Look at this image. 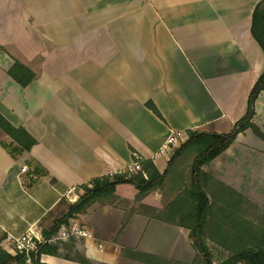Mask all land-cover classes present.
Segmentation results:
<instances>
[{
    "label": "crops",
    "instance_id": "obj_1",
    "mask_svg": "<svg viewBox=\"0 0 264 264\" xmlns=\"http://www.w3.org/2000/svg\"><path fill=\"white\" fill-rule=\"evenodd\" d=\"M261 1L0 0V114L37 141L13 157L5 148L12 140L0 130V246L8 252L7 234L42 235L84 196L83 185L126 170L134 154L164 173L181 144L160 154L172 133L231 132L264 70L250 33ZM16 62L35 75L27 87L9 74ZM252 122L264 135V93ZM204 150L187 145L164 186L191 185ZM203 173L209 196L221 183L252 202L249 212L264 209V137L252 129ZM69 189L73 201L65 197ZM123 199L75 215L70 221L93 238L64 242L58 255L42 254L41 264H147L126 250L194 263L190 230L141 213L124 225L131 201Z\"/></svg>",
    "mask_w": 264,
    "mask_h": 264
},
{
    "label": "trees",
    "instance_id": "obj_2",
    "mask_svg": "<svg viewBox=\"0 0 264 264\" xmlns=\"http://www.w3.org/2000/svg\"><path fill=\"white\" fill-rule=\"evenodd\" d=\"M250 33L264 53V0L254 9ZM9 74L22 87L29 86L35 79L34 73L19 62L14 64ZM261 93H264V70L250 93L245 116L234 125L231 132L220 134L188 130L186 139L169 160L164 173H161L151 160H143L134 154L133 160L140 163V170L135 173L124 172L98 177L89 184L83 185L84 196L56 219L42 233V237L48 239L55 235L63 224H67L75 215L85 213L94 203L114 206L118 201V188L123 185H132L138 192V199L156 191L161 192L162 195L172 196L171 201L163 209H155V215L147 216L168 225L190 230L192 245L197 252V258L193 264H214L212 251L207 244L208 240L229 252L228 257L220 264H264V226L258 227L257 222L250 218L252 210L249 212L248 206H253L252 202L221 183H217L220 188L218 195L209 196L204 187V179L208 177L203 173V166L224 153L245 130L252 129L257 136L264 137L261 130L252 122L255 115V103ZM146 106L163 120L153 102H147ZM0 130L12 140L11 144L5 148L13 157L30 151L37 144L36 139L24 128L13 126L1 114ZM193 142L204 145L205 150L194 160L192 184L180 191L167 189L164 186L167 173L185 147ZM133 215L134 212H126L124 225ZM58 249V246L44 245L37 257L38 261L42 254L58 255ZM125 255L147 264H180L132 250H126ZM13 261L21 262L22 258L13 256L0 246V264H10Z\"/></svg>",
    "mask_w": 264,
    "mask_h": 264
},
{
    "label": "built area",
    "instance_id": "obj_3",
    "mask_svg": "<svg viewBox=\"0 0 264 264\" xmlns=\"http://www.w3.org/2000/svg\"><path fill=\"white\" fill-rule=\"evenodd\" d=\"M186 139V134L182 132H175L170 134L167 139L166 146L160 151V154L166 153L170 146H175L182 143ZM22 172L29 171L28 166L21 168ZM140 170V163L134 162L126 170L119 172L121 174L124 172L135 173ZM74 189H69L65 193V197L70 201L74 200L73 197ZM93 238V233L87 230L84 226L76 221H69L67 224H63L59 231L48 239L42 237L41 234L34 232L29 229L26 233L21 236H14L12 234H7L5 242L8 245V252L15 257H21V262L13 261L10 264H41V261L37 259L40 254L41 248L46 245H61L64 242H70L72 240L85 239L89 240ZM102 246H100L101 248Z\"/></svg>",
    "mask_w": 264,
    "mask_h": 264
},
{
    "label": "rangeland",
    "instance_id": "obj_4",
    "mask_svg": "<svg viewBox=\"0 0 264 264\" xmlns=\"http://www.w3.org/2000/svg\"><path fill=\"white\" fill-rule=\"evenodd\" d=\"M118 192H121L122 195H118L119 194ZM118 192H117L118 201L120 200V198L124 197L125 199L123 200H125V203L130 204L129 202L130 200L131 201L130 209L127 210L126 212H132V213L134 212V214L141 213L150 216L155 215L156 214V212L154 211L155 209H163L167 205V203L172 199V196L170 197V195L169 196L162 195V193L159 191L151 192L142 199H138L137 198L138 192L132 185L121 186ZM118 201H116V204L118 203ZM156 205H160V206H156ZM257 206H258L257 208L253 209V211L250 212L251 213L250 218L257 222L258 227H263L264 209L260 208L261 207L260 205ZM75 241L78 240H72L71 242H75ZM207 244L212 251L213 261H215L217 264H220L228 257L229 252L227 250L215 245L210 240L207 241ZM54 246H59V245H54ZM67 255L73 258H77V255L73 254L72 251L67 253ZM86 264H90V263L87 262Z\"/></svg>",
    "mask_w": 264,
    "mask_h": 264
}]
</instances>
